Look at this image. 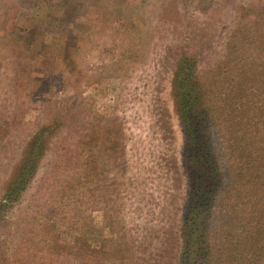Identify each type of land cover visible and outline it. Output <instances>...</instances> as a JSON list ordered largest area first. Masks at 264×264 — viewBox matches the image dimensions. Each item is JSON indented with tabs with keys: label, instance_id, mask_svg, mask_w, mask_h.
Listing matches in <instances>:
<instances>
[{
	"label": "rangeland",
	"instance_id": "374dc122",
	"mask_svg": "<svg viewBox=\"0 0 264 264\" xmlns=\"http://www.w3.org/2000/svg\"><path fill=\"white\" fill-rule=\"evenodd\" d=\"M184 54L218 163L210 264H264V0H0V203L35 134L65 124L1 208L0 264H181Z\"/></svg>",
	"mask_w": 264,
	"mask_h": 264
},
{
	"label": "trees",
	"instance_id": "16d2710c",
	"mask_svg": "<svg viewBox=\"0 0 264 264\" xmlns=\"http://www.w3.org/2000/svg\"><path fill=\"white\" fill-rule=\"evenodd\" d=\"M178 63L173 76L174 106L184 137L182 165L189 183L183 215L181 264H210L211 244L204 238V233L219 181L218 163L208 137L212 120L207 114L208 103L200 84L197 60L184 54ZM63 125L57 120L35 134L5 188L0 218L6 211H1L2 207L19 201L29 190L52 138L62 131Z\"/></svg>",
	"mask_w": 264,
	"mask_h": 264
}]
</instances>
